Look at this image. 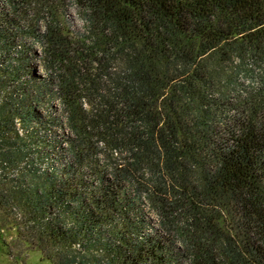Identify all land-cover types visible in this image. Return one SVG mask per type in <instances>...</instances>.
<instances>
[{
    "label": "trees",
    "instance_id": "trees-1",
    "mask_svg": "<svg viewBox=\"0 0 264 264\" xmlns=\"http://www.w3.org/2000/svg\"><path fill=\"white\" fill-rule=\"evenodd\" d=\"M9 212L53 264H264V0H0Z\"/></svg>",
    "mask_w": 264,
    "mask_h": 264
},
{
    "label": "rangeland",
    "instance_id": "rangeland-1",
    "mask_svg": "<svg viewBox=\"0 0 264 264\" xmlns=\"http://www.w3.org/2000/svg\"><path fill=\"white\" fill-rule=\"evenodd\" d=\"M53 17L56 20L57 24L58 23L60 24V28L62 30H65L64 32L65 35L70 34L73 37L77 33L82 34L84 23L82 21L80 10L77 8L75 4H70L65 14H59V12H55ZM35 26L37 27L38 24H35ZM41 27H42V24H41ZM31 48H32L33 53L29 57V60H28V64L30 67L29 73L30 72L36 73L37 75H40L42 77L44 73L41 69V64H40V62L42 63V61L39 59V57L42 55V52L40 49H36L34 46H31ZM247 79L248 80L246 81V83L251 82L250 78H247ZM55 105L59 107V104L57 102H55ZM41 110L43 111V113H45L46 108L44 110V107H41ZM53 129H54L53 133L57 137V141L60 140L59 137H62V136L65 137V136L70 135V132L66 130L65 127H59L58 129L57 128H53ZM40 134H42V131ZM40 134H38L39 138L42 139V135ZM58 145L59 143H57L56 147ZM56 147L51 149V151L49 150L45 151L47 162H51L50 158H52V152L55 153ZM62 148L65 150L67 147L66 145L63 144ZM48 152L51 153V157L49 156ZM116 153H117L116 155L114 154L115 156L120 155L118 150L116 151ZM38 163L43 164L44 162H38ZM25 168H29L28 164L26 165ZM13 177H14L13 174H9L5 178H13ZM13 210H14L13 212L16 211L15 209ZM145 212L148 215L150 214L149 220L151 222H155L156 219H159V217H157L156 212L155 211L152 212L148 207L144 208V213ZM4 215H7V214H3L2 216L0 214V264H53V263H56L57 259L49 260L46 258V256H44V254H42L40 250H35L30 245L24 243L22 240L20 241V239L17 237L19 236V234H17V228L13 224V219L15 220L14 215L11 214L10 212L8 213L6 217H4ZM152 225L153 227L156 226V224H152ZM215 229L216 230L221 229V226L219 224H216ZM180 245H182L183 249H186V246L182 242ZM80 251L81 249L77 248L76 252L75 251L74 252L78 253ZM191 259L189 258V260Z\"/></svg>",
    "mask_w": 264,
    "mask_h": 264
}]
</instances>
